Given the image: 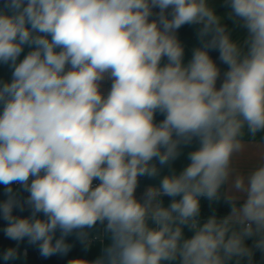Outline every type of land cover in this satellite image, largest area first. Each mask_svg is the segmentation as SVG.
Listing matches in <instances>:
<instances>
[{
  "label": "clouds",
  "instance_id": "9594fccd",
  "mask_svg": "<svg viewBox=\"0 0 264 264\" xmlns=\"http://www.w3.org/2000/svg\"><path fill=\"white\" fill-rule=\"evenodd\" d=\"M228 5L246 47L207 0H6L0 216L9 239L45 258L67 255L73 233L98 248L68 264H253L264 250V0ZM184 25L196 37L187 58ZM210 50L228 66L219 87ZM258 135L260 162L240 173L234 161ZM141 177L154 182L138 199ZM201 198L230 212L201 220ZM25 205L30 216L13 215Z\"/></svg>",
  "mask_w": 264,
  "mask_h": 264
},
{
  "label": "crops",
  "instance_id": "0c3cea01",
  "mask_svg": "<svg viewBox=\"0 0 264 264\" xmlns=\"http://www.w3.org/2000/svg\"><path fill=\"white\" fill-rule=\"evenodd\" d=\"M6 0H0V9H3L5 6ZM209 7H211L216 14L220 17L221 23L226 27L227 31L229 32L231 38L234 41H237L241 44L242 47H246L245 41L247 38V30L242 26V23L238 21L232 14L231 9L228 5V0H207ZM170 11V10H169ZM154 16L152 18H156V14L159 12V9L156 8L153 10ZM178 39L185 45L186 48V58L190 55L191 49L195 44V32L192 26L184 25L180 29L177 30ZM31 49L28 46H25L24 52L21 54L19 59H23V56L27 54L28 51ZM210 56L216 62L217 66L221 70V78L217 81V87L220 86L223 79V73L227 70L228 66L224 64L219 59V51L218 50H210ZM12 78V68L8 64L0 63V82H9ZM111 87V81L105 80L102 83V91L106 94L107 91ZM164 118L162 114L157 113L156 120L160 121ZM264 135V134H262ZM247 140V137H246ZM260 144V136L258 135L256 141L249 144L246 150L239 155L235 161L234 166L240 173H247L250 169H252L256 164L260 162L261 157V147ZM183 164V160L177 162V168L181 167ZM154 181L148 177H141L139 186L136 190V196L138 199L143 198V194L146 188L151 185ZM13 191L16 193L17 188L15 184H13ZM26 192V191H25ZM26 194H28L26 192ZM7 199V194L5 192V186L0 185V203ZM165 203L170 202V197H163L162 198ZM202 199V198H201ZM226 202H221L219 205L215 206L214 208H223ZM28 214L27 216H30ZM40 215L43 218L42 214ZM25 216V217H27ZM21 217V216H20ZM2 218V216H0ZM201 220H206V218H201ZM7 221L4 225H0V264H68L69 260L75 258H86L88 260L95 259L98 254V248L92 247L88 250H85L83 244L79 241L76 234L73 233L66 237V242L72 245L71 250L67 253V255H53L50 257H43L40 254L38 245L29 244L27 239L17 242L14 240L9 239L4 229L7 227ZM60 233L59 231L56 233V238H59ZM249 246H252L254 241L253 239H249L246 242ZM8 248H17L18 249V257L15 260L11 261H4L3 260V253ZM260 249H254V256H253V264H264V262H259L257 260L258 251ZM262 258H264V252L261 253Z\"/></svg>",
  "mask_w": 264,
  "mask_h": 264
},
{
  "label": "trees",
  "instance_id": "16d2710c",
  "mask_svg": "<svg viewBox=\"0 0 264 264\" xmlns=\"http://www.w3.org/2000/svg\"><path fill=\"white\" fill-rule=\"evenodd\" d=\"M16 195L21 201L26 200V198L28 196V194H26L24 189L16 191ZM209 205H210V202L206 198L201 199V217L200 218H206L207 219L210 215L213 214V212H215V214L219 218V217H223V216L227 215L230 212V204L227 202L223 208H214V207H210ZM30 213H31V209L27 205L24 206L23 211H21L19 208H14V210H13V215H15V216L25 217ZM5 223H6V220H4L3 217L0 218V225H4ZM263 252H264V250L258 251L257 260L259 262H264V258L260 257L261 253H263ZM243 264H247V261L245 260L243 262Z\"/></svg>",
  "mask_w": 264,
  "mask_h": 264
},
{
  "label": "built area",
  "instance_id": "2783aa9c",
  "mask_svg": "<svg viewBox=\"0 0 264 264\" xmlns=\"http://www.w3.org/2000/svg\"><path fill=\"white\" fill-rule=\"evenodd\" d=\"M94 183H95V182H94ZM15 186H16V188H17L18 190L23 189V187H22L20 184H18V183H16Z\"/></svg>",
  "mask_w": 264,
  "mask_h": 264
},
{
  "label": "rangeland",
  "instance_id": "374dc122",
  "mask_svg": "<svg viewBox=\"0 0 264 264\" xmlns=\"http://www.w3.org/2000/svg\"><path fill=\"white\" fill-rule=\"evenodd\" d=\"M29 195V194H28Z\"/></svg>",
  "mask_w": 264,
  "mask_h": 264
}]
</instances>
